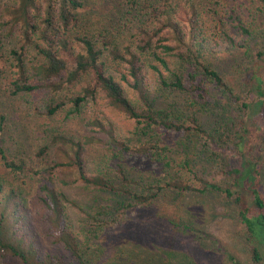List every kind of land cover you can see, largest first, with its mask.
Segmentation results:
<instances>
[{
	"label": "trees",
	"instance_id": "trees-1",
	"mask_svg": "<svg viewBox=\"0 0 264 264\" xmlns=\"http://www.w3.org/2000/svg\"><path fill=\"white\" fill-rule=\"evenodd\" d=\"M124 1L128 9L140 18L142 26L134 33V42L122 47L103 37L104 50L117 66V79L108 71L104 51L92 37L80 32L83 0H0V19L6 25L19 28L22 43L11 53L16 74L10 83L13 94H20L26 106L38 117L63 113L69 121L78 120L86 104H97L99 100L106 99L110 107L122 112L134 124L135 129L124 134L112 121L105 124L90 119L86 128L92 132L98 129L101 134L86 135L79 140L63 135L53 138L59 151L71 155L65 163L57 164L58 167H69L76 176L71 182L67 176L62 179L65 187L81 183L107 190L113 189L109 180L86 167L84 154L87 145H114L130 154L157 155L159 150L164 152V147L158 149L144 145L137 148L130 145L129 139L137 134L138 128L145 136L157 129L190 135L195 128L203 126L196 117L198 111H211L212 104L216 105L212 91L217 89L231 94L239 112L230 117L232 124L215 130L221 132L227 128L226 131L230 132L225 131L219 136L211 133L205 139L206 148L227 160L228 183H216L192 168H189V173L200 184L199 193H217L234 201L238 218L246 229L245 241L251 247V264H264V150L261 144L264 137V50L255 55L246 80L245 96L233 95V90L205 60L207 55L219 52L224 45L245 48V42L238 41L228 29L208 27L207 21L190 3L180 4L177 0ZM261 2L264 5V0ZM186 5H189V10ZM236 28L237 34L243 37L252 35L250 28L243 25ZM32 48L38 62L27 72L25 55ZM169 57L179 61L183 73L173 70ZM5 69L0 62V72ZM167 73L174 79L171 80ZM85 78L88 80L78 94L65 101H55L53 93L60 92L66 85L81 83ZM152 78L155 85H152ZM156 85L189 95L193 100L191 106L198 105L192 115L193 124L198 127L186 126L183 114H178L173 121L165 110L155 113L148 99ZM127 89L141 100L143 106L131 101ZM5 123L6 119L1 115L0 159L3 167L14 174L38 176L49 172L48 167H34L9 158L3 145ZM233 124L235 129L231 128ZM48 150L49 146L43 147L39 155H45ZM185 165L189 166V163L185 162ZM116 172L127 182L121 166ZM154 188V193H132L131 196L137 203H146L167 190L179 193L195 190L180 180ZM23 201L19 190L0 182V259L12 256L22 264H89L85 249L91 247L82 242L81 232L74 230L69 212L71 203L61 188H56L51 182L41 186L40 201L47 211L42 221L45 222L49 248L33 227L30 212ZM229 258L233 264H241L235 257Z\"/></svg>",
	"mask_w": 264,
	"mask_h": 264
},
{
	"label": "rangeland",
	"instance_id": "rangeland-1",
	"mask_svg": "<svg viewBox=\"0 0 264 264\" xmlns=\"http://www.w3.org/2000/svg\"><path fill=\"white\" fill-rule=\"evenodd\" d=\"M83 1L80 32L96 41L104 51L109 73L115 74L118 79L115 73L117 66L110 61L108 51L104 50L103 37L119 47L134 42V33L142 26L141 20L128 9L124 0ZM177 1L194 5L208 27L228 29L238 41L246 43L245 48L224 45L219 52L207 55L205 60L233 90V95L243 98L255 55L264 50V5L261 0ZM189 5H186L188 10ZM240 25L250 28L252 35L243 37L237 34L236 27ZM19 35L18 27L6 25L0 19V62L6 67L0 72V116L4 115L6 119L3 145L10 159L34 167H48L49 172L38 176L14 174L3 167L0 159V182L22 194L32 225L46 247L49 248L50 244L42 219L47 211L40 196L42 184L51 182L63 190L71 203L69 212L74 230L80 231L82 242L91 247L85 249L89 264H233L230 256L241 264H251V247L245 241L246 229L238 218L234 201L217 193H199L200 184L189 173V168H192L216 183H228L227 160L206 148L205 139L211 133L217 136L225 133L227 128L221 132L215 130L232 124L230 117L239 112L231 94L213 90L216 105L212 104L211 111H198L196 117L203 126L195 128L190 135L157 129L145 136L138 128L137 134L129 139L130 145L137 148L144 145L158 149L164 147V152L159 150L157 155L130 154L114 145H87L84 154L86 167L92 173L105 176L113 189L81 183L65 187L62 179L67 176L71 182L76 176L69 167L57 166L58 163H65L71 155L58 150V145L53 143L55 136L79 140L86 135L101 134L98 129L92 132L86 128L90 119L105 124L112 121L124 134L133 131L135 126L122 112L110 107L106 99L99 100L97 104H86L78 120H66L63 113L38 117L26 106L20 94H13L10 85L11 80L16 78L11 53L22 45ZM168 59L174 71L184 72L179 61L173 57ZM37 62L34 48L28 49L25 70L30 71ZM169 76L174 79V76ZM87 80L85 78L74 86L66 85L60 92L53 93L55 101H65L69 96L78 94ZM151 81L155 85L153 78ZM126 93L135 105L143 106L135 94L128 89ZM192 101L187 94L158 85L151 89L148 99L155 113L165 110L171 114L170 120L173 121L178 114H183L186 126L193 128L198 127L193 124L192 116L198 105L191 106ZM235 127L234 124L231 126L232 129ZM261 144L264 150V137ZM45 146H49V150L40 156L39 152ZM118 166L124 170L127 182L116 172ZM176 180L192 185L195 190L181 193L167 190L146 203H137L131 196L132 193H154V187ZM87 235L89 238L85 239ZM0 264L22 263L18 258L8 256L0 259Z\"/></svg>",
	"mask_w": 264,
	"mask_h": 264
}]
</instances>
